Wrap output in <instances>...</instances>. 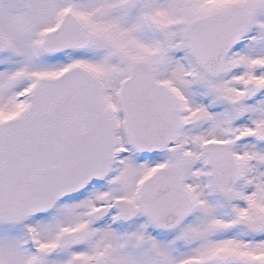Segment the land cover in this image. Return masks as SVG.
I'll use <instances>...</instances> for the list:
<instances>
[{
    "label": "snow or ice",
    "instance_id": "snow-or-ice-1",
    "mask_svg": "<svg viewBox=\"0 0 264 264\" xmlns=\"http://www.w3.org/2000/svg\"><path fill=\"white\" fill-rule=\"evenodd\" d=\"M0 264H264V0H0Z\"/></svg>",
    "mask_w": 264,
    "mask_h": 264
}]
</instances>
